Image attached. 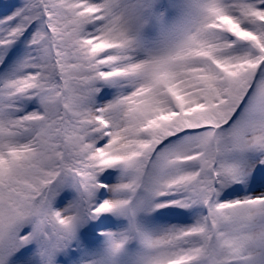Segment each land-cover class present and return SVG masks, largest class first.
Returning a JSON list of instances; mask_svg holds the SVG:
<instances>
[{
  "label": "snow or ice",
  "instance_id": "6c2138e0",
  "mask_svg": "<svg viewBox=\"0 0 264 264\" xmlns=\"http://www.w3.org/2000/svg\"><path fill=\"white\" fill-rule=\"evenodd\" d=\"M0 264H264V0L0 3Z\"/></svg>",
  "mask_w": 264,
  "mask_h": 264
},
{
  "label": "rangeland",
  "instance_id": "374dc122",
  "mask_svg": "<svg viewBox=\"0 0 264 264\" xmlns=\"http://www.w3.org/2000/svg\"><path fill=\"white\" fill-rule=\"evenodd\" d=\"M4 2V0H0V3H3Z\"/></svg>",
  "mask_w": 264,
  "mask_h": 264
}]
</instances>
